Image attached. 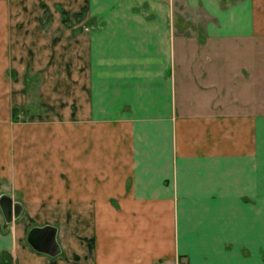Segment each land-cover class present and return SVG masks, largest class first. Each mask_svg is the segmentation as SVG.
<instances>
[{"label": "crops", "instance_id": "crops-1", "mask_svg": "<svg viewBox=\"0 0 264 264\" xmlns=\"http://www.w3.org/2000/svg\"><path fill=\"white\" fill-rule=\"evenodd\" d=\"M181 261L264 264V0H0V264Z\"/></svg>", "mask_w": 264, "mask_h": 264}, {"label": "water", "instance_id": "water-1", "mask_svg": "<svg viewBox=\"0 0 264 264\" xmlns=\"http://www.w3.org/2000/svg\"><path fill=\"white\" fill-rule=\"evenodd\" d=\"M26 241L35 249L49 255L59 251L55 240V227L52 225L32 226L27 234Z\"/></svg>", "mask_w": 264, "mask_h": 264}, {"label": "rangeland", "instance_id": "rangeland-1", "mask_svg": "<svg viewBox=\"0 0 264 264\" xmlns=\"http://www.w3.org/2000/svg\"><path fill=\"white\" fill-rule=\"evenodd\" d=\"M70 17L68 18V20L70 21ZM70 24V23H69ZM64 47L65 48H67V46L66 45H64ZM37 80H38V77H37ZM32 83H33V85L35 84V81H32ZM32 85V86H33ZM31 90V92H30V96H29V99L30 100H36V98H35V88H31L30 89ZM31 110H36V106L35 105H33L31 108H29V109H26V111H24V109L22 108L18 113H17V117H20V116H24V114H26V113H28L29 111L31 112Z\"/></svg>", "mask_w": 264, "mask_h": 264}, {"label": "built area", "instance_id": "built-area-1", "mask_svg": "<svg viewBox=\"0 0 264 264\" xmlns=\"http://www.w3.org/2000/svg\"><path fill=\"white\" fill-rule=\"evenodd\" d=\"M176 264H185V262L181 261V262H179V263H176Z\"/></svg>", "mask_w": 264, "mask_h": 264}, {"label": "trees", "instance_id": "trees-1", "mask_svg": "<svg viewBox=\"0 0 264 264\" xmlns=\"http://www.w3.org/2000/svg\"><path fill=\"white\" fill-rule=\"evenodd\" d=\"M14 111H15V109H14V107L12 108V113H14Z\"/></svg>", "mask_w": 264, "mask_h": 264}]
</instances>
